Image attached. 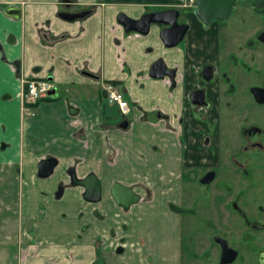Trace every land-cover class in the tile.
<instances>
[{
	"label": "crops",
	"instance_id": "1",
	"mask_svg": "<svg viewBox=\"0 0 264 264\" xmlns=\"http://www.w3.org/2000/svg\"><path fill=\"white\" fill-rule=\"evenodd\" d=\"M59 1L0 0V43L5 55V60L0 59V264H97L102 252L112 251L115 245L98 242L107 228H113L120 212L109 196L112 183L131 187L140 196L127 216L157 208L166 213L181 196V152L172 160L180 169L166 178L172 198L156 202L149 178L151 173L164 178L156 174L159 156L152 146L164 153L167 167L168 155L177 148L173 133L175 126L179 128L177 119L194 114L187 99V37L182 52L165 48L157 27L151 26L145 36L125 33L116 16L121 13L136 20L144 13L176 9L190 22V14L179 8L181 0H71L73 10L90 13L67 22L57 17ZM9 7L19 9L17 19L4 14ZM203 34L199 30L200 63L209 57ZM157 59L168 69L176 68L182 81L172 87L166 78H150L149 66ZM12 61L19 62L18 75ZM29 78L49 80L54 92L24 111L20 80ZM105 84L121 91L130 121L116 108L117 121L105 108L101 102ZM129 153L140 162L142 155L146 157L142 164L148 168V178L135 182L128 175L134 173L120 174ZM48 157L56 160L53 183L36 177L38 161ZM72 165L78 177L92 173L97 178L104 193L102 203L84 202L82 189L69 186L63 169ZM58 185L64 188L59 201L53 198ZM34 199L46 201L43 210L32 208ZM53 200L63 201L66 207L48 208ZM105 205L112 213L106 228L99 226ZM129 235L125 231L122 236Z\"/></svg>",
	"mask_w": 264,
	"mask_h": 264
},
{
	"label": "rangeland",
	"instance_id": "2",
	"mask_svg": "<svg viewBox=\"0 0 264 264\" xmlns=\"http://www.w3.org/2000/svg\"><path fill=\"white\" fill-rule=\"evenodd\" d=\"M237 6L222 26L221 41L224 43V50L222 49L218 59V74L222 80L217 76L207 85L208 97H211L212 101L208 107H193L192 118L177 119L179 128L175 126V132H173L177 148L175 154L171 152L168 155L167 167L164 164V153L157 152L155 146H152L153 151L159 156L156 157L155 163L160 167V172L156 174L160 173L164 176L163 179H159L160 175L151 173L149 178L153 183H151L152 191H155L156 202L165 197L172 198L173 193L167 191L170 190L171 185L167 184L166 178L169 177L168 173H174L180 169L173 164L172 160L180 156V152L184 155L180 169L181 189L179 193L181 196L180 200L175 202L176 208L181 213H173L170 209L164 213L158 208L150 210V213L142 211L134 215L128 214V216L123 214L124 212H118L119 215L115 218L113 228H107L106 234L113 230L114 235L120 237L124 234L121 229V223H124L130 235L123 240L125 247L121 254L115 255V248L112 251L109 250L108 253L102 252L97 264H205L203 253L205 227L202 216L204 208H230L232 203L240 208L264 207V154L257 150H244L243 147L248 143L240 134L242 129L250 127L252 123L264 129V109L254 107L246 92L247 85L252 84L248 71L239 67H226V54L229 52L226 50L232 51L233 47L244 51V42L252 39L255 31L264 28V17L249 10L240 12ZM181 11L184 12V10ZM255 44H257V51H264L260 43ZM174 48L182 52L184 39ZM258 56L261 57L260 52ZM245 60L246 67L249 68L250 62ZM224 68L230 72L227 73V77L230 78L228 83L223 81L226 76ZM229 84L234 85L230 86L233 88H227ZM101 102L110 111L111 116L118 121L116 106L108 104L105 99H101ZM130 118L129 115L126 117L129 121ZM204 137L209 139L206 146L202 144ZM130 153L120 174H125V171L132 172L134 174L128 173V175L129 177L132 175L135 182L143 181V176L147 177L145 174L148 168L143 169L142 164L146 157L142 155L140 162ZM66 169L67 167L63 169L65 175ZM114 169L119 173L116 168ZM209 170L215 173L213 181L208 185L199 184V178ZM243 172L247 173L246 176ZM21 174L23 176L22 171ZM51 176L44 181L53 183L57 178V173ZM138 176H141V179ZM100 190L101 195L104 194L102 189ZM58 201H50L48 208L61 210L66 207L63 201ZM45 202L42 199H34L32 208L43 210L40 207L43 208ZM102 202L100 197L98 203ZM105 208L104 216L101 215L102 223L99 225L104 228L112 216V213L110 215L107 213V205ZM185 210L189 211L192 216L182 213ZM100 241L99 239L98 242Z\"/></svg>",
	"mask_w": 264,
	"mask_h": 264
},
{
	"label": "flooded vegetation",
	"instance_id": "3",
	"mask_svg": "<svg viewBox=\"0 0 264 264\" xmlns=\"http://www.w3.org/2000/svg\"><path fill=\"white\" fill-rule=\"evenodd\" d=\"M196 1L197 0H192L191 4L188 7H184L185 2L184 0H181L179 8H183L187 10V13L190 14L191 21L189 22L186 19H182L183 13L177 10L179 12L178 17H177V23L179 25H182V24L186 25V31H185L184 38L187 37L188 50L190 51V60H189L190 67L188 70L189 90L187 93L188 102L190 104V101H189L190 92L194 89H200L203 91V97L206 103V106L204 107H208L212 99L211 97H208V88H207L208 86L207 85L213 82V80L217 78V76L220 78L218 74V63H219L218 59H219L221 51L224 50L223 48L224 43L221 41L222 26L228 20V18L230 17L231 13L233 12L234 8L237 5H238L237 9L240 12L244 10H249L252 13L254 12L252 11V8L246 2L237 0L234 4L232 11L229 13V16L227 17L225 21L219 22L216 20H209L207 24L203 26V23L195 17L192 11L193 4ZM10 5H14V2L11 1ZM58 5H59L58 13L76 14L82 11H88L87 9L73 10V6L75 5V3L71 0H60ZM9 8H13V7H9ZM208 12L209 11L206 10L204 13L206 14ZM256 15L264 17V14L262 15L256 14ZM263 29L264 28L258 31H255L252 39L244 42L245 44L244 51L241 48H233V47L231 48L232 51L226 50V51H229L228 54H226V67L227 68L229 67L238 68L239 67V68H243L245 71H248L249 76L252 80V84L247 85L246 92L248 93V96L250 97V100L253 103L254 107L256 108L258 107L261 109H264V102H260L261 99L264 98V51H257L256 49L257 44L255 43H260L256 40V35L259 31ZM199 30H201L202 33H204L203 35H204V40L206 41V45L208 44V46H210L209 49L206 50L209 52L208 54L209 57L206 60H204L202 63L198 62V58H199L198 56V53H199L198 32ZM211 39H213L214 41H212ZM260 45L264 47V44L260 43ZM258 52L261 53L260 58L258 56ZM0 59L2 61L5 60L4 49L1 43H0ZM245 59H247L251 64L249 68L246 67ZM12 62L10 65L14 68V66L12 65ZM258 63L260 64L258 65ZM206 66H212L211 78L208 81L204 79L206 73L203 69ZM173 69L175 70V77H174V84L172 85V87H175L177 85V82L182 81L181 80L182 77L178 75L176 68H173ZM224 73L226 76L223 78V81L227 82L230 79L229 77H227V73H230V72H227V70L224 68ZM30 79L32 78L20 80V99H21L22 108L24 111H29V109L31 108L33 109V107L36 106V104L39 101L46 99L50 96V94H48L47 97L37 101L33 105L26 104L22 96V93L24 90L23 82L30 80ZM230 86H234V85L229 84L227 88H233ZM256 89H258V91ZM251 90L253 93L251 92ZM191 106L196 107L193 105ZM204 107H198V108H204ZM249 126L250 127H246L240 131V134L248 143L246 146L243 147V149L244 150L250 149V151L257 150L258 152H261L262 154H264V129L256 126V124H253V123ZM120 127H123V124H121ZM250 129H254L255 131L248 133V130ZM205 141H206V144H204ZM208 143H209V139L207 137H204L202 140L203 146L208 145ZM68 168H73V167H68ZM209 171H212V170H209ZM246 174H247L246 172H243L244 176H246ZM76 177L80 178L77 175ZM214 177H215V173H214ZM67 179H68V184H69L68 176H67ZM69 186L71 188L77 187V186H71L70 184ZM59 187L62 188L61 195L63 194V190H64L63 186L58 185L53 193L54 199H55L54 195L57 192V189ZM82 193H83V190H82ZM100 197H101V190H100ZM58 199H55V200H58ZM130 207L127 210H123L118 207L117 208L119 209L120 212H124L123 214H127ZM176 207L177 206H175V204L173 203L169 204L170 211H172L173 213H181L180 210L177 209ZM182 213L189 214V211L185 210ZM189 216H192V214H189ZM202 216L204 219V227H205L204 232H203V235L205 233V236H204L205 245L203 247V253L205 255V264H264V207L240 208V207H237L235 203H232L230 208H220V207L204 208ZM123 224L124 223H121V227H122L121 229L123 230L122 232L124 233L127 229V226ZM120 237L123 238L122 235ZM120 237L115 236L114 232L111 230L109 231V233L106 234L105 238L100 239L101 241L99 242V244L100 246H102V245L107 244L108 242L110 244L111 242H114L115 243L114 254L118 255L123 252L122 246L124 244L123 242L124 238L122 239ZM119 239L121 240L118 241ZM117 249L121 250L120 253L115 252ZM226 253H231L230 254L231 256L234 255V259L231 262H226L227 260L225 259ZM227 257L228 256H226V258Z\"/></svg>",
	"mask_w": 264,
	"mask_h": 264
},
{
	"label": "water",
	"instance_id": "4",
	"mask_svg": "<svg viewBox=\"0 0 264 264\" xmlns=\"http://www.w3.org/2000/svg\"><path fill=\"white\" fill-rule=\"evenodd\" d=\"M237 0H197L193 4V14L195 17L203 23V26L207 24L209 20H216L223 22L229 16L234 4ZM246 2L252 11L256 14H264V1L263 0H241ZM208 10V13H204ZM90 11H82L76 14L58 13L57 17L62 21L71 22L79 20L88 15ZM6 16L17 19L19 17V9L9 8L4 11ZM179 12L176 9H166L157 12L144 13L138 19L133 20L126 17L124 14L119 13L116 16V22L119 24L125 33L134 32L138 35L145 36L151 26L158 28L157 36L165 48H173L178 45L185 36L186 25H179L177 23V17ZM256 40L264 44V29L259 31L256 35ZM15 72L19 73V62L13 61ZM206 73L205 80L208 81L211 78L212 66H206L203 69ZM148 76L155 80H161L166 78L171 85L174 84L175 70L168 69L163 63L162 59L155 60L148 69ZM258 91V89H256ZM53 90L49 92L53 94ZM252 92V90H251ZM253 93V92H252ZM190 104L196 107H204L206 103L203 97V91L200 89H194L189 94ZM260 102H264V98ZM254 129L248 130V133L254 132ZM206 144V141L204 142ZM56 166V160L48 157L38 161L36 166V176L39 179H45L49 177L54 167ZM66 174L69 178V184L71 186H77L82 188V200L86 203H97L100 200V185L97 178L88 173L82 178H77L73 168H68ZM214 178V173L209 171L205 173L200 179L199 183L202 185L210 183ZM62 188L59 187L55 193V199H58L61 195ZM109 196L113 203L123 210H127L130 206L136 204L140 200V196L127 186L120 185L119 183H113L109 188ZM120 249L115 252L120 253ZM226 253V262H231L234 259V255ZM226 256H228L226 258ZM224 258V257H223Z\"/></svg>",
	"mask_w": 264,
	"mask_h": 264
},
{
	"label": "built area",
	"instance_id": "5",
	"mask_svg": "<svg viewBox=\"0 0 264 264\" xmlns=\"http://www.w3.org/2000/svg\"><path fill=\"white\" fill-rule=\"evenodd\" d=\"M184 7H188L192 0H184ZM24 90L22 93L23 100L28 105H33L37 101L48 96L49 92L53 90V85L50 81L45 79H30L24 81ZM105 101L110 105H115L118 114L125 117L129 114V108L122 94L116 90L111 84L102 86Z\"/></svg>",
	"mask_w": 264,
	"mask_h": 264
}]
</instances>
